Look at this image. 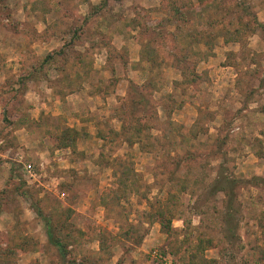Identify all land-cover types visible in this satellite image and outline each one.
Here are the masks:
<instances>
[{
	"label": "rangeland",
	"instance_id": "374dc122",
	"mask_svg": "<svg viewBox=\"0 0 264 264\" xmlns=\"http://www.w3.org/2000/svg\"><path fill=\"white\" fill-rule=\"evenodd\" d=\"M253 177L264 0H0V264H264Z\"/></svg>",
	"mask_w": 264,
	"mask_h": 264
},
{
	"label": "trees",
	"instance_id": "16d2710c",
	"mask_svg": "<svg viewBox=\"0 0 264 264\" xmlns=\"http://www.w3.org/2000/svg\"><path fill=\"white\" fill-rule=\"evenodd\" d=\"M50 56H45L42 60V62H47L49 60ZM68 132H71L69 129L67 130ZM114 164L116 166V169L114 170L116 176L119 178V193H124L128 190H131L133 188L134 182H135V177L136 174L131 170L129 163L121 160H116L114 161ZM254 182H261L264 184V179H259L257 177H253L251 179ZM228 182V181H227ZM219 191L223 192V194L227 197L226 203H225V208L226 210L230 209L232 201H233V188L229 184V186H220L217 187ZM115 194V193H114ZM156 208L159 211L158 215L159 217L162 216V207L160 202L155 203ZM37 216L39 219L43 222L45 226V235L46 239L49 244L54 246L56 250L60 253L63 250V245L61 243V240L56 239L53 234H52V228L50 226V223L48 219L43 217L39 211L36 212ZM229 216V215H228ZM165 224H168L167 222ZM162 225V223H161Z\"/></svg>",
	"mask_w": 264,
	"mask_h": 264
},
{
	"label": "built area",
	"instance_id": "2783aa9c",
	"mask_svg": "<svg viewBox=\"0 0 264 264\" xmlns=\"http://www.w3.org/2000/svg\"><path fill=\"white\" fill-rule=\"evenodd\" d=\"M27 168H29V166H27Z\"/></svg>",
	"mask_w": 264,
	"mask_h": 264
}]
</instances>
